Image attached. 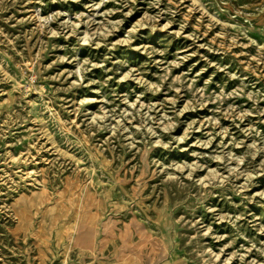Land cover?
<instances>
[{"label":"rangeland","instance_id":"374dc122","mask_svg":"<svg viewBox=\"0 0 264 264\" xmlns=\"http://www.w3.org/2000/svg\"><path fill=\"white\" fill-rule=\"evenodd\" d=\"M0 264H264V0H0Z\"/></svg>","mask_w":264,"mask_h":264}]
</instances>
